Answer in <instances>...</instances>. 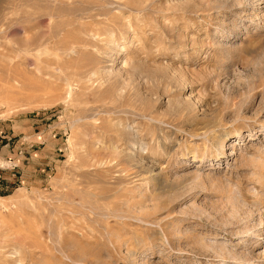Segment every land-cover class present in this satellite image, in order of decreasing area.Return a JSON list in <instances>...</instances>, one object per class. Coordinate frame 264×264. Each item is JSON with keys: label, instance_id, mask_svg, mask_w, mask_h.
Returning a JSON list of instances; mask_svg holds the SVG:
<instances>
[{"label": "rangeland", "instance_id": "obj_1", "mask_svg": "<svg viewBox=\"0 0 264 264\" xmlns=\"http://www.w3.org/2000/svg\"><path fill=\"white\" fill-rule=\"evenodd\" d=\"M0 264H264V0H0Z\"/></svg>", "mask_w": 264, "mask_h": 264}, {"label": "bare ground", "instance_id": "obj_2", "mask_svg": "<svg viewBox=\"0 0 264 264\" xmlns=\"http://www.w3.org/2000/svg\"><path fill=\"white\" fill-rule=\"evenodd\" d=\"M68 24H69V22H66V23H65V25H68ZM58 31H59V29H58ZM58 31H57V29H55L54 32L52 31V33H50L51 36L56 35V33H59ZM68 31H69V30H68ZM51 36H50V38H51ZM65 36H66V35H65ZM66 38H67V37H66ZM43 39H44V38H43ZM51 39H52V38H51ZM75 39H76V38H75ZM52 40H54V39H52ZM40 41H41V40H40ZM38 43H39V42H38ZM77 45H78V44H77ZM43 46H44V43H43ZM39 47H40V46H39ZM45 47H46V46H45ZM38 49H39V48H38ZM38 49H37V50H38ZM53 49H54V48H53ZM47 50H48V49H47ZM47 50H46V51H47ZM35 51H36V50H35ZM48 54H49V53H48ZM227 135H228L227 133H225V134L223 135V137H222V139H221V143H220V145H219L220 148H221L222 141L225 140V138H226ZM239 136H240V132L237 130V131L235 132V137H239ZM220 148H219V150H218V154H217V155H219V154L221 155V154H222V151H221L222 148H221V149H220Z\"/></svg>", "mask_w": 264, "mask_h": 264}]
</instances>
